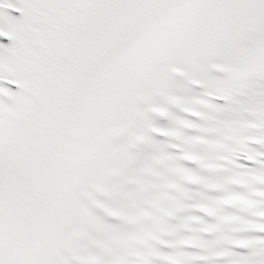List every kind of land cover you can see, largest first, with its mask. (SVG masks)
<instances>
[{"label":"snow or ice","instance_id":"1","mask_svg":"<svg viewBox=\"0 0 264 264\" xmlns=\"http://www.w3.org/2000/svg\"><path fill=\"white\" fill-rule=\"evenodd\" d=\"M0 264H264V0H0Z\"/></svg>","mask_w":264,"mask_h":264}]
</instances>
